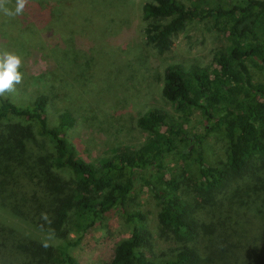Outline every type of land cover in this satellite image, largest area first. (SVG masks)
Here are the masks:
<instances>
[{
  "label": "trees",
  "instance_id": "16d2710c",
  "mask_svg": "<svg viewBox=\"0 0 264 264\" xmlns=\"http://www.w3.org/2000/svg\"><path fill=\"white\" fill-rule=\"evenodd\" d=\"M124 2L26 0L22 14L0 11L2 39L22 53L30 44L51 68L50 85L26 105L0 96V264H81L72 249L90 229L106 226L112 210L131 233L105 264H264V165L258 161L264 157V78L249 64L264 71V0L146 1L143 34L159 54L171 51L190 22L212 21L228 45L206 67L187 72L170 65L162 93L179 114L149 109L139 118L148 133L140 147L122 146L93 160L69 138L77 107L65 106L60 96L72 92L77 98L76 83L68 80L78 78L67 73L69 79H62L61 61L69 57L83 75L91 64L100 78L109 73V66L87 54L94 44L117 61V50L101 43L123 30L110 7ZM15 6L16 0H7L8 9ZM74 21L82 23L79 29L70 28ZM51 107L59 112L55 124ZM194 110L207 122L203 134L188 126ZM214 131L228 141V161L218 165L209 164L203 150ZM145 168L165 172L140 177ZM138 179L158 200L162 230L173 242L160 253L146 215L134 206Z\"/></svg>",
  "mask_w": 264,
  "mask_h": 264
},
{
  "label": "rangeland",
  "instance_id": "374dc122",
  "mask_svg": "<svg viewBox=\"0 0 264 264\" xmlns=\"http://www.w3.org/2000/svg\"><path fill=\"white\" fill-rule=\"evenodd\" d=\"M146 1L148 0H127L123 5L115 4L110 7L113 13L110 14L111 18H119L118 24L122 25L123 30L117 34V39L113 37L112 42L106 40L101 44L103 49L111 50L110 52L117 50V61L108 60L104 56L108 52L95 50L94 44H91L94 49H88L90 51L87 55L92 54L101 65L109 66V73L100 78L97 73L99 68L95 66V70L91 64L87 69L89 76L86 78L87 73L83 75L79 65L75 62L74 64L69 57H64L61 61L64 72L61 78L69 79L67 73L78 78V82H74L72 78L68 80L76 83L74 91L78 99L71 95L72 92L60 96V101L65 106L79 109L73 111L77 121L68 130L69 138L79 152L90 159L98 160L101 156H110L113 149L122 146L140 147L148 138V133L139 125V118L145 112L151 108H159L173 115L179 114L162 93L166 69L175 64L181 65L187 72L194 67H206L211 64L216 52L224 50L228 45L223 32L211 26L212 21L190 22L175 37L171 51L159 54L146 43L143 34L145 22L141 6ZM185 1L189 3V0ZM81 24L74 21L70 28L79 29ZM107 24L113 26L109 22ZM83 37L86 41L89 40L88 36ZM11 43H6L0 36V52H14L22 57L19 71L23 78L15 85L14 91L5 94L16 103L26 105L39 88L50 85L51 75H46L51 68L43 53L35 51L30 44L24 45L25 51L22 53L15 49L13 41ZM48 48L52 50V43ZM79 61L85 62V58ZM249 64L256 77L263 79L264 71L251 62ZM42 75L45 76L40 79ZM70 88L67 90L70 91ZM58 115L59 112L51 107L49 117L52 124L57 123ZM188 126L191 132L203 134L207 122L199 110H194ZM203 150L209 164L218 165L228 161V141L221 131L211 132L206 137ZM262 160L264 157L258 158L264 165ZM150 169L142 170L140 177L144 175L152 178L165 172ZM186 191V195L193 198L191 188L186 187ZM135 193L137 198L134 206L146 215L148 228L153 236V249L160 253L172 246L173 242L168 240L167 233L162 230L158 200L141 179H138ZM130 233L131 228L126 219L121 213L112 210L107 213L106 226L90 229L80 245L72 249V253L81 264H105L113 258L118 242Z\"/></svg>",
  "mask_w": 264,
  "mask_h": 264
},
{
  "label": "clouds",
  "instance_id": "9594fccd",
  "mask_svg": "<svg viewBox=\"0 0 264 264\" xmlns=\"http://www.w3.org/2000/svg\"><path fill=\"white\" fill-rule=\"evenodd\" d=\"M6 4L7 0H0V11L6 15L15 16L23 13L26 0H16L14 11L8 9ZM21 66L22 57L20 55L9 51L0 52V96L14 91L15 85L22 81L23 74L19 71Z\"/></svg>",
  "mask_w": 264,
  "mask_h": 264
}]
</instances>
